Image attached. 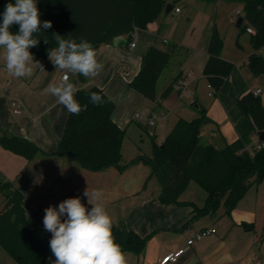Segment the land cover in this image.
Here are the masks:
<instances>
[{
	"label": "trees",
	"instance_id": "1",
	"mask_svg": "<svg viewBox=\"0 0 264 264\" xmlns=\"http://www.w3.org/2000/svg\"><path fill=\"white\" fill-rule=\"evenodd\" d=\"M240 1L244 6L240 32L247 31L248 27L255 30L251 33L254 51L248 62L260 72L264 70V58L260 54L264 45V0ZM9 2L15 0H0V22ZM166 5V0H37L41 21H51L52 28L35 34L40 41L30 51L46 58L51 49L58 47L53 33L77 42L83 37L94 48L110 42L115 36L131 33L136 27L146 28L164 13ZM11 30L18 31V26L14 25ZM223 47L224 37L213 24L203 72L212 93L221 101L235 126L238 137L232 142L219 145L202 141L201 128L210 120L204 108L195 119L179 117L161 144L152 135L151 155L140 153L127 161L122 154L126 128L113 118L116 102L99 86H81L75 98L81 105L87 104V110L79 115L69 114L57 153L73 158L91 171L110 167L123 171L133 162H143L158 179L159 197L163 203L187 204L181 196L194 181L207 193L204 204L194 206V216L217 214L221 206H224V213H229L253 184L264 181V142L253 143L258 131L264 130V106L260 95H254L249 88L238 65L222 56ZM182 53V47L177 43L165 48L149 46L142 54V67L129 81V86L137 89L143 98L156 101L161 77L169 67L181 63L183 58L179 55ZM180 75L181 72L163 86L162 98L175 88ZM75 76L80 83L86 81L82 75ZM92 92L102 96V105L89 102ZM143 128L148 131L152 127L144 123ZM2 142L28 159L41 151L38 145L22 137L4 138ZM0 194L5 203L0 207L2 248L15 264L54 261L49 247L51 233L45 231L38 211L29 209L30 200L12 182L2 179ZM112 230L124 252L139 254L145 249L148 236L129 228L124 221L113 222Z\"/></svg>",
	"mask_w": 264,
	"mask_h": 264
},
{
	"label": "crops",
	"instance_id": "2",
	"mask_svg": "<svg viewBox=\"0 0 264 264\" xmlns=\"http://www.w3.org/2000/svg\"><path fill=\"white\" fill-rule=\"evenodd\" d=\"M166 1L169 3V0ZM171 4V12H182L180 4ZM176 7L181 8L179 13L175 12ZM163 15L165 16L164 13L161 16ZM161 16L150 22L146 28L136 27L131 33L115 36L110 42L96 45L94 50L103 67L99 75L86 78L84 83L78 82L75 74L56 69L48 56L43 58L32 51L30 52L34 56V62H39L40 65H32L33 72L30 77L14 78L5 70L3 50L0 49V179L10 181L20 189L30 200L29 209L38 211L42 220L47 207H58L60 202L68 198L79 197L90 210L92 206L84 196L86 189L89 195L93 190L102 191L100 203L106 208L112 221L117 216L109 208L113 205L120 206L124 202L128 210L122 213L125 218H120V221H124L129 228L142 236H148L146 247L141 253L125 251L127 264H159L163 257L183 247L186 249L181 256L169 264H254L255 253L264 263V181L253 184L229 213H224V206H221L217 214L194 216V206H202L207 196V193H201L200 197H196L194 191L198 190L197 187H193L191 194L186 193L187 190L182 194L181 199L188 202L187 204H166L159 197V182L155 181L153 188H150L151 168L150 173L142 167L131 169L140 165L127 167L123 171L116 167L91 171L81 167L73 158L57 153L69 113L56 103L55 97L45 92L49 83L58 84L62 75L69 73L67 82L77 89L81 86L103 88L116 102L113 118L119 124L120 117L135 106L132 97H128L125 103L123 98L131 89L129 81L142 67V54L149 46L157 45L156 42H150L145 35L156 36L160 32L163 24ZM234 22L237 24V21ZM211 28L205 44L200 47L201 63L195 65L202 72L208 59L207 45ZM134 37L136 46L131 48L130 43ZM163 41L170 43L171 39L164 37ZM177 44L182 47L183 59L172 77L181 72L179 78H188L191 86L195 78L193 71L186 66V60L193 53V49ZM171 80L160 87V95L156 101L152 100V107L145 108L162 117L163 125H156L151 129L152 135L156 137L158 128L165 125V120L171 113V109L165 104L167 97L160 100L163 86ZM178 93L180 95V91ZM144 99L142 96L134 111ZM194 105L199 107L197 101ZM225 113L224 121H231L226 110ZM230 124L227 123L228 127L223 126L221 141L214 143L224 145L238 137L234 124ZM213 130L210 133L212 136ZM14 136L32 141L41 151L28 159L5 147L2 139ZM259 141L257 133L253 137V143L259 144ZM209 227H215L217 231L188 246V239Z\"/></svg>",
	"mask_w": 264,
	"mask_h": 264
},
{
	"label": "clouds",
	"instance_id": "3",
	"mask_svg": "<svg viewBox=\"0 0 264 264\" xmlns=\"http://www.w3.org/2000/svg\"><path fill=\"white\" fill-rule=\"evenodd\" d=\"M40 15L37 0H15L4 7L0 22V49L3 50L5 70L14 78L30 77L32 65H40L34 62L30 48L39 44L35 34L52 28V22H42ZM14 25L18 26V31L11 30ZM53 36L58 47L48 52V58L56 69L86 78L99 75L103 66L87 39L82 37L77 42L56 33ZM77 91L72 83L67 82V77L59 84L49 83L45 89L71 115H79L88 107L77 101ZM89 102L100 106L104 100L101 95L92 92ZM102 195L101 190H93L91 195L88 189L85 190L84 196L92 206L90 210L79 197L68 198L58 207L50 205L44 210L43 226L51 233L49 247L55 257L49 264H127L126 254L116 242L112 230V218L100 203Z\"/></svg>",
	"mask_w": 264,
	"mask_h": 264
},
{
	"label": "rangeland",
	"instance_id": "4",
	"mask_svg": "<svg viewBox=\"0 0 264 264\" xmlns=\"http://www.w3.org/2000/svg\"><path fill=\"white\" fill-rule=\"evenodd\" d=\"M169 3L180 4L182 12L179 14L170 12L167 16H161L160 19L163 21V24L160 32L156 36L146 34L145 37L150 42H156L157 45L163 46L164 48L177 42L193 49L192 55L190 54L186 60V66L190 68L189 70L193 71L195 82L189 87L192 93L185 92L180 96L178 88L175 87L167 96L165 104L171 109V113L168 115L167 120H165V125L158 128L156 141L159 144L162 143L164 136L171 131L180 116L192 120L200 116L202 109L206 108L207 116L210 120L201 128L202 141L205 143L209 141L220 142L222 139V132L224 131L223 126L226 125L228 127L232 122L224 121L223 116L226 115V113L222 104L212 93V88L209 86V81L207 77L204 76L202 69L200 67L196 68L195 66L201 63L200 47L205 44L204 41H206L208 32L214 23L219 33L224 37L222 56L238 65L240 72L251 90L261 89L260 98L264 106V70L257 72L248 62V57L254 50L251 42V35L248 31L240 32L236 22L233 21V17L238 9L243 10V2L240 0H169ZM164 37L171 39V42L164 43ZM260 54L264 58V45L260 49ZM179 57H181V55H179ZM179 65H181V63L172 65L161 77L157 90L158 97L160 95V87L172 78L173 72L176 71ZM128 97H132V100H135V106L129 113H124L118 122L121 126L126 128L122 141V154L127 161H131L140 153L152 154L151 129L153 127L148 131L145 130L143 128L144 123L142 121L137 122L132 116L138 101L142 98V94L137 89L131 88L127 96L123 98L124 103ZM164 98L161 97L160 100L163 101ZM160 100L159 102H161ZM195 101H197L199 107L194 105ZM153 104L152 100L145 98L138 109L151 108ZM227 123H229V125H227ZM212 130L214 133L213 136L210 134ZM132 166L133 168L131 169L142 167V169L150 173V167L143 162H133L129 164L128 167ZM151 181L150 188H153V183H155V181L158 183V179L152 175ZM193 187H197L198 189L194 191L196 192V197H200L201 193H206V191L194 181L191 182L186 193L191 194L193 192ZM4 204V197L0 194V207H4ZM125 205L126 204L122 202L120 206L113 205L109 208V210H111L110 212H114L115 216H117V218L113 220L115 223L121 222L120 218H125L124 215H122V213L128 210ZM4 261L8 264H15V260L0 245V264Z\"/></svg>",
	"mask_w": 264,
	"mask_h": 264
},
{
	"label": "built area",
	"instance_id": "5",
	"mask_svg": "<svg viewBox=\"0 0 264 264\" xmlns=\"http://www.w3.org/2000/svg\"><path fill=\"white\" fill-rule=\"evenodd\" d=\"M180 11H181L180 7L175 8L176 13H179ZM242 15H243V10L239 9L235 13L233 20L238 21L239 17ZM247 31L249 33L255 32V30L252 27H248ZM165 41H167V40H165ZM135 46H136V37H134L130 43L131 48H134ZM65 77H67V79H68L69 73L63 74L61 79L59 80L58 84L63 82L65 80ZM175 87L178 88V91H180V96L185 92L192 93V91L189 89L190 83H189L188 78H178L176 83H175ZM253 93H254V95H260L261 89H256L253 91ZM17 111H19V110H17ZM132 116L135 120L142 121L143 123L148 124V126H150V127H154L156 125H163L162 117H160L157 113H155L154 111L149 110V109H137L134 111ZM216 231H217V229L215 227H209V228H204V229L200 230L193 237L188 239V241H187L188 246L192 245L193 243H195V241L200 240L207 235L215 233ZM185 249L186 248L183 247V248H180L173 253H169L168 255H166L165 257H163L160 260L159 264H169V262H171V261H176L181 256V254L185 251ZM253 260H254V264H264L263 260L256 253L253 256Z\"/></svg>",
	"mask_w": 264,
	"mask_h": 264
},
{
	"label": "water",
	"instance_id": "6",
	"mask_svg": "<svg viewBox=\"0 0 264 264\" xmlns=\"http://www.w3.org/2000/svg\"><path fill=\"white\" fill-rule=\"evenodd\" d=\"M172 9H173V5L171 3H167L165 11H164L165 16H167L171 12ZM242 22H243V16H240L237 21V25L240 26ZM258 137L260 141L264 142V130L258 131Z\"/></svg>",
	"mask_w": 264,
	"mask_h": 264
}]
</instances>
